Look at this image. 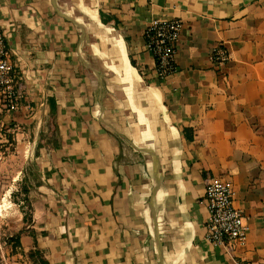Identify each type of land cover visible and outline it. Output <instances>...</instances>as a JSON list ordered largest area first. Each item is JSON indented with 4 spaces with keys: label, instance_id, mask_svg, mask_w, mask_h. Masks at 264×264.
Wrapping results in <instances>:
<instances>
[{
    "label": "crops",
    "instance_id": "crops-1",
    "mask_svg": "<svg viewBox=\"0 0 264 264\" xmlns=\"http://www.w3.org/2000/svg\"><path fill=\"white\" fill-rule=\"evenodd\" d=\"M170 20L182 23L179 69L161 80L145 31ZM0 24L23 95L18 112L0 111V126L23 125L28 140L33 125L27 142L51 210L23 237L25 251L48 264H264V0H0ZM99 28L115 59L95 48ZM87 36L127 94L139 135L109 123L101 73L81 54ZM218 44L230 52L220 69ZM135 80L153 114L135 103ZM53 138L58 147L46 144ZM214 177L244 212V244L205 237Z\"/></svg>",
    "mask_w": 264,
    "mask_h": 264
},
{
    "label": "rangeland",
    "instance_id": "rangeland-1",
    "mask_svg": "<svg viewBox=\"0 0 264 264\" xmlns=\"http://www.w3.org/2000/svg\"><path fill=\"white\" fill-rule=\"evenodd\" d=\"M97 32L99 35L94 40L95 48L112 52L114 55L111 57L115 59L116 52L105 32L100 28ZM95 48L87 36L81 54L84 58L91 57L101 73L103 103L109 123L125 138L131 133L139 135L138 121L127 94L118 77L106 67ZM143 89L135 80V103L146 110L147 114H153L157 105L150 98L146 100L147 96L141 94ZM26 132V127L12 121L0 126V264H42L35 255L34 258L29 255V251L34 249L25 251L27 244L25 240L22 242L23 237L39 224L41 217L51 214L47 188L40 179L39 165L31 155L33 144L27 142L34 137L33 125L29 126L28 140L25 139ZM17 134H23V138L20 136L17 140ZM46 144L52 145L51 141Z\"/></svg>",
    "mask_w": 264,
    "mask_h": 264
},
{
    "label": "built area",
    "instance_id": "built-area-1",
    "mask_svg": "<svg viewBox=\"0 0 264 264\" xmlns=\"http://www.w3.org/2000/svg\"><path fill=\"white\" fill-rule=\"evenodd\" d=\"M180 20L155 21L145 31L146 48L155 59V70L161 80L178 72L177 48L181 39ZM213 65L220 69L230 61V52L223 44L212 49ZM21 74L12 60L6 35L0 24V111L9 115L19 111L23 95L19 90ZM233 191L218 177L210 179L205 188L204 201L208 217L206 239L215 246L232 247L244 244L249 226L242 209L234 205Z\"/></svg>",
    "mask_w": 264,
    "mask_h": 264
},
{
    "label": "trees",
    "instance_id": "trees-1",
    "mask_svg": "<svg viewBox=\"0 0 264 264\" xmlns=\"http://www.w3.org/2000/svg\"><path fill=\"white\" fill-rule=\"evenodd\" d=\"M50 105H51V116L49 118V124H50V128H49V135L50 137L54 136V133L57 130V124L55 122L56 117H57V108H56V103L54 102L53 99H50ZM52 146L53 147H58L59 146V142L57 141V139H52L51 140ZM43 143L42 141L37 145V149L42 147ZM29 255L31 257L34 258V255L36 258L39 259V261L42 264H48V262L44 259L43 255L41 254V252L39 250H30L29 251Z\"/></svg>",
    "mask_w": 264,
    "mask_h": 264
},
{
    "label": "bare ground",
    "instance_id": "bare-ground-1",
    "mask_svg": "<svg viewBox=\"0 0 264 264\" xmlns=\"http://www.w3.org/2000/svg\"><path fill=\"white\" fill-rule=\"evenodd\" d=\"M95 14V13H94ZM95 16V15H94ZM96 17V16H95ZM107 35H108V38H110V40H111V42L112 43H116L117 44V46L119 47V46H121V41H119L118 40V38L114 35V33H113V31H110V32H108L107 33ZM116 46V47H117ZM119 52V51H118ZM124 52V51H123ZM118 54V53H117ZM125 57V56H124ZM122 58V57H121ZM105 59H106V61L107 62H110V65H111V69L113 70V69H115V70H118V69H116V65L114 64V62L109 58V57H107V56H105ZM123 61V60H122ZM121 63V62H120ZM130 66V65H129ZM128 69V68H127ZM121 72V71H120ZM118 73V72H117ZM125 73V72H124ZM122 75H123V73H122ZM129 89V88H128ZM152 91V90H151ZM132 93V92H131ZM152 93V92H151ZM130 95V94H129ZM138 108V107H137ZM142 110V109H141ZM144 113V112H143ZM143 116V115H142ZM144 127V126H143Z\"/></svg>",
    "mask_w": 264,
    "mask_h": 264
}]
</instances>
